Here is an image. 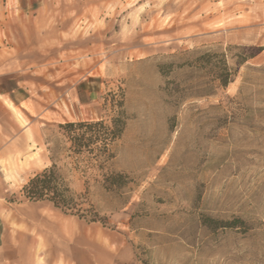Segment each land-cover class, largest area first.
<instances>
[{"label":"rangeland","instance_id":"rangeland-1","mask_svg":"<svg viewBox=\"0 0 264 264\" xmlns=\"http://www.w3.org/2000/svg\"><path fill=\"white\" fill-rule=\"evenodd\" d=\"M0 107L1 200L46 169L9 149L40 127L137 264H264V0H0ZM117 118L112 159L69 151L60 125Z\"/></svg>","mask_w":264,"mask_h":264},{"label":"crops","instance_id":"crops-1","mask_svg":"<svg viewBox=\"0 0 264 264\" xmlns=\"http://www.w3.org/2000/svg\"><path fill=\"white\" fill-rule=\"evenodd\" d=\"M37 130L40 127H34L35 149L22 140L23 132L9 146L22 154V169L31 174L52 164L47 143ZM126 221L121 225L126 226ZM38 259L39 264H137L133 240L120 227L87 222L46 200L0 199V264H37Z\"/></svg>","mask_w":264,"mask_h":264},{"label":"trees","instance_id":"trees-1","mask_svg":"<svg viewBox=\"0 0 264 264\" xmlns=\"http://www.w3.org/2000/svg\"><path fill=\"white\" fill-rule=\"evenodd\" d=\"M229 75L221 78L223 86H227ZM64 131V136L70 142L69 151L75 156L88 154L90 160L97 162H107L112 159L109 154L110 146L114 144L123 134L125 123L121 118L113 119L111 125L104 121L100 122H77L60 125ZM124 177L121 174L105 178V188L112 190L113 187L121 188V181ZM109 185V186H108ZM24 196L33 202L49 201L55 207L61 209L64 213L78 216L80 219L88 220L85 210L77 200L84 195H78L73 192L65 178L58 173L57 166L53 164L43 172L36 174L23 187ZM91 214L89 222H98L100 219L97 214Z\"/></svg>","mask_w":264,"mask_h":264}]
</instances>
